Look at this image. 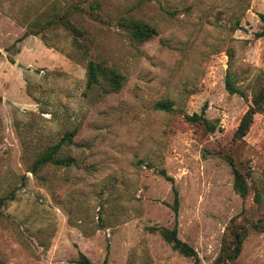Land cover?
<instances>
[{"label": "rangeland", "instance_id": "rangeland-1", "mask_svg": "<svg viewBox=\"0 0 264 264\" xmlns=\"http://www.w3.org/2000/svg\"><path fill=\"white\" fill-rule=\"evenodd\" d=\"M98 2L94 20L88 10ZM66 14L86 33L83 55L60 25ZM264 0H0V264H192L152 227H172L200 264H212L231 220L247 234L231 264H264V111L247 134L235 128L264 72ZM154 26L136 43L122 17ZM235 21L239 22L232 29ZM232 54L230 95L225 75ZM102 61L123 77L116 92L87 85L86 62ZM169 101L172 111L155 108ZM209 132L186 120L200 113ZM76 130L59 155L74 165L31 166L48 145ZM246 174L239 196L226 157ZM164 169L173 183L160 173Z\"/></svg>", "mask_w": 264, "mask_h": 264}, {"label": "trees", "instance_id": "trees-1", "mask_svg": "<svg viewBox=\"0 0 264 264\" xmlns=\"http://www.w3.org/2000/svg\"><path fill=\"white\" fill-rule=\"evenodd\" d=\"M88 10L90 16L99 22L105 23L104 20L98 15L97 10L99 9L98 2L94 1ZM54 14L51 18L39 26L37 30L30 31L27 30L26 34H32L39 36V38L43 41V43L49 48L58 49V47L52 46L49 44L46 34H41L43 29L50 28L54 25L63 26L71 35L74 46L80 51L83 55H88L90 52L88 38L86 33L78 28L70 18L64 13L57 15ZM259 19L263 23V27L260 31L256 32L255 38H260L264 36V13L259 14ZM239 25L238 21H235V24L232 29H236ZM117 26L123 30L128 37L135 41L136 43H145L150 41L157 35V30L154 26L150 25L147 22H144L140 19H136L133 17H125L122 16L117 20ZM229 66L225 75V88L230 95L238 94L240 96H244L243 90H240L239 87L236 86L234 81V73L232 70V54L229 53ZM86 77H87V85H101L105 92H116L121 89L124 77L117 72L114 68L106 65L102 61H97L93 59H88L86 62ZM256 82L254 83V90L250 99V102L247 106V109L242 114L233 134V138L235 140H239L243 138L252 122L253 118L256 114H259L264 111V72L261 75L256 76ZM155 108L162 109L166 111H172V105L169 101H162L155 104ZM205 106L202 107L200 113H193L191 115L186 114L185 118L188 121L201 123L205 126V129L209 132H214L216 125L210 122L204 116ZM76 130H72L65 134L60 140L56 143L48 145L44 150L35 158L31 171L36 172L41 166L45 164H52L58 167H69L74 165V159L70 156H61L59 152L63 145H70L73 143V136L75 135ZM226 161L229 164L232 174H233V188L236 193L245 198L248 193V185L246 182V174L242 173L236 166L231 157H226ZM160 173L165 176V178L171 183H173V179L166 175L165 170L161 169ZM172 190L174 194V202L172 205V209L174 212V224L172 227L160 226V227H152L151 231L158 233L161 238L171 246V248L178 253L182 254L185 257H189L192 259V264H200V258L198 257L195 249L190 246L188 243L182 241L178 237L177 233V213H178V196L175 187L172 185ZM3 200L1 199V202ZM0 202V203H1ZM253 227L258 230L264 231V225L254 223ZM247 234V227L245 225L238 224L231 220L229 226L225 231V235L222 239V247L220 253L216 257L215 261L212 264H231L240 254L242 248V242ZM77 264H96L92 262L85 254L82 252L78 253V257L76 259ZM105 264V261L103 262Z\"/></svg>", "mask_w": 264, "mask_h": 264}]
</instances>
